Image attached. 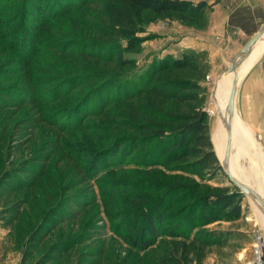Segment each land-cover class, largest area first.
<instances>
[{
	"label": "rangeland",
	"instance_id": "rangeland-1",
	"mask_svg": "<svg viewBox=\"0 0 264 264\" xmlns=\"http://www.w3.org/2000/svg\"><path fill=\"white\" fill-rule=\"evenodd\" d=\"M13 1L16 0H4L0 8L17 7L23 3V0ZM29 1L25 0L24 6ZM12 14L6 11L0 15V19L7 21ZM87 15L90 16L86 17ZM73 19L83 24L97 22L96 12L89 10L85 14L75 13L54 20L50 30L34 31L33 35L41 39L39 50L30 64L17 62L11 52L0 49V85L13 87L12 92L20 100L16 109L0 112V264H37L40 260H45L44 264L161 262L170 254L176 241L160 238L151 249L139 252L120 237V233L127 235V231H132L134 221L136 223L139 220L134 211L137 217L139 213L133 205L132 194H116L118 192H113L112 188L124 182L131 185L132 180L142 174L134 171L135 166H131V161L128 160L122 166L119 158L111 162L113 156L106 155L103 151L107 144L102 138L118 135L120 130L116 129L120 118L116 114L129 107L130 102L124 106L108 107L103 116L86 118L84 127L87 130L83 131H62L47 124V119L54 112L76 109L81 104V95L88 93L89 88H85L80 94L72 93L71 96L54 102L55 95L61 94L55 92L62 80L97 68L112 74L122 72L120 76H124L126 80L141 82L167 61L182 58L186 53L193 54V51L201 52L193 50V29L204 31L205 28L193 27V24L185 22L179 15L158 17L145 14L147 33L144 37H149V40L139 52L125 54L127 59L135 61V68L121 70L114 65H95L83 59L79 63L84 66H79L73 58H64L48 49L50 45L60 42L93 40L90 37L95 36L89 33L76 34ZM14 30L22 37L24 29L20 21L16 23ZM1 34L2 32L0 36ZM206 60V73L194 72L192 69L161 72L159 76L168 80L197 81L206 89L204 107L208 113L214 150L218 155L214 136L219 128V119L212 117L210 112L211 109L222 106L223 85H217L222 75L213 76L209 58L205 56L201 63ZM67 90L68 87H62L61 91L64 93ZM118 92L112 91V96ZM176 109L187 112L186 106L179 105ZM88 148L97 152L101 150L102 154L96 159L99 166L102 165V170L99 169L96 174L91 169L92 176L85 174L87 162L74 158L80 154V150ZM236 150L237 146L233 145L231 163L236 170L237 166L241 167L245 176H242V180H253L248 186L257 192L264 190V159L261 161L253 156L252 158L247 152L248 155L240 157L239 165ZM39 160L42 162H37ZM28 165L29 171L36 173L35 175L23 172L22 178L16 179L13 184L5 182L7 174L13 169H28ZM159 177L167 183L193 186L196 195H216L219 193L218 189H228L231 193L235 190L226 175H219L212 182H204L201 178L193 180L164 170ZM200 183H206V186L201 187ZM143 194L156 196L149 192ZM244 197L241 220L227 222L220 219L213 223L208 220L210 214L194 210L193 202L178 200L181 196L176 198L178 201L171 210L174 214L171 220L174 227L184 233V237H188V240L180 241L188 244L196 240L191 264H257L259 252L264 261V216L250 198L246 195ZM56 208L60 209L52 213ZM122 213L120 222H117V217ZM47 225L51 228H47ZM143 225L144 221H140L139 226ZM67 249L70 250L66 252Z\"/></svg>",
	"mask_w": 264,
	"mask_h": 264
},
{
	"label": "trees",
	"instance_id": "trees-1",
	"mask_svg": "<svg viewBox=\"0 0 264 264\" xmlns=\"http://www.w3.org/2000/svg\"><path fill=\"white\" fill-rule=\"evenodd\" d=\"M3 1L0 0V5ZM24 1L17 7L0 8V15L6 11L13 13L7 21L0 19V32H2L0 49L7 53L11 52L17 62L23 61L24 65L30 64L38 52L41 37H35L34 31L36 33L39 29L50 30L54 20L60 17L75 13L85 14L91 10L93 13L96 12L97 22L83 24L73 19L72 23L76 34L89 33L95 36L90 37L93 40L60 42L50 45L48 49L64 58H73L79 66H84L79 63L83 59L95 65H114L121 70L135 68V61L127 59L125 54L139 52L143 44L149 40V37H144L147 33L145 14L158 17L179 15L185 22L193 24V27L203 29L207 26V12L212 11L219 2V0L200 2L193 0H73L71 3V0H30L28 5L24 6ZM37 4L41 5L37 6ZM88 16L90 15L86 17ZM18 21L23 25L22 37L14 30ZM205 56L208 59L205 52L186 53L182 58L169 60L160 65L153 74L150 73L148 78L138 83L120 76L122 72L112 74L97 68L85 70L83 74L62 80L55 92V94L58 92L61 94L53 98L55 102L71 96L72 93L80 94L83 89L89 88L85 96L81 95V104L76 109L69 108L54 112L47 119V124L58 127L62 131H83V129L87 130V127H84L86 118L103 116L108 107L124 106L130 102L129 107L116 114V117L120 118L116 129L120 130L118 135L102 138L107 144L103 151L106 155L113 156L111 162L119 158L122 166L126 165L128 160L131 161V166H135L134 171L142 174L135 177L131 185L124 182L112 188L113 192H118L116 194H132L133 205L139 213L137 217L134 211L135 217L139 220H136V223L134 221L132 231H127V235L120 233V237L139 252L151 249L160 238L166 237L176 241L169 255H166L161 262L150 261V264H191L192 262L191 257L196 240L188 244L180 241V239L188 240V237H184V233H180L171 220L174 217L171 210L178 200L193 202L194 210H202L205 214H210L208 220L212 223L220 219L236 222L243 216L242 202L245 197L236 188L234 189L237 191L234 190L233 193L228 189H218L219 193L216 195H196L193 186L167 183L159 177L164 170L172 175L191 177L193 180L201 178L204 182H212L219 175L225 177L214 150L208 113L204 107L207 97L206 89L197 81L168 80L159 76L161 72L192 69L194 72L206 73L207 60L201 63ZM6 86L0 85V112L16 109L20 104L19 98L12 92L13 87ZM62 87H68V90L63 93ZM116 90L119 92L112 96V91ZM179 105L186 106L187 112H179L176 109ZM98 113L100 115H97ZM71 115H73L72 118H70ZM123 132L131 134H122ZM80 154L74 158L80 161L84 159L87 162L86 175L92 176L91 169L96 174L99 169L102 170V165L99 166L96 162L98 156L102 155L101 150L97 152L88 148L80 150ZM37 162L41 163L42 160ZM28 167V169L22 167L13 169L7 174L5 182L13 184L16 179L22 178L23 172L31 176L35 175L36 173L29 171V165ZM205 184L200 183L199 186L204 187ZM147 192L156 196L149 197L143 194ZM178 196L181 198L176 200ZM59 209H54L52 213ZM12 211L13 209L10 213ZM122 215L123 213L117 217V222H120ZM7 218L2 217V219ZM49 220L58 221V219ZM140 221H144L143 226H139ZM47 228L51 227L47 225ZM69 250L67 249L66 252ZM45 262L40 260L37 264Z\"/></svg>",
	"mask_w": 264,
	"mask_h": 264
},
{
	"label": "crops",
	"instance_id": "crops-1",
	"mask_svg": "<svg viewBox=\"0 0 264 264\" xmlns=\"http://www.w3.org/2000/svg\"><path fill=\"white\" fill-rule=\"evenodd\" d=\"M263 25L264 0H219L213 10L207 12L205 30L193 29V50L207 53L212 67L211 74L213 73L215 77L222 75L218 80L220 81L230 62L262 29ZM236 109V117L258 140V146L263 155L261 158L264 159V53L241 78ZM233 144L237 146L234 153L238 156L236 158L238 164L240 157L248 153L242 150L241 145L234 140ZM237 170L239 176L232 174L240 182L247 186L251 185L249 182L253 180L249 179V182L242 180V176H245L240 166H237ZM261 192L264 193V190L262 189ZM262 198L264 200V194Z\"/></svg>",
	"mask_w": 264,
	"mask_h": 264
},
{
	"label": "bare ground",
	"instance_id": "bare-ground-1",
	"mask_svg": "<svg viewBox=\"0 0 264 264\" xmlns=\"http://www.w3.org/2000/svg\"><path fill=\"white\" fill-rule=\"evenodd\" d=\"M263 53H264V36L257 43V45L254 47L252 55L248 58V60L245 62V65L241 68L242 71L240 70L239 77L242 78L243 75L247 72V70L252 65L255 64V62L259 59V57ZM241 78H240V81H241ZM233 80H234V74H230L227 78L223 77L220 81L217 82V85L219 83H221L223 85L222 106L211 109V112H210L212 117L219 119V128L217 130V133L214 136V138H215L214 143L216 145L217 152L219 153L217 156H219V159L221 161H223L224 154H225V148H226V133L223 129L222 120L225 119L228 115L227 114V104H228ZM214 97H215V94H214ZM233 127L235 128L234 134H233V140L238 142L241 145L242 150L244 148V151L248 152L249 155H251V157L253 156V157L263 161V159L261 158V157H263V155H262L261 149L258 146V140L256 138H254L253 133L251 131L247 130L246 129L247 127L245 128L244 124L236 117V113H235V116L233 119ZM232 152H233V150H232ZM231 157H232V154H231ZM235 165H236V163H235ZM230 169H231V172L233 174L238 175L236 167L232 163L230 164ZM235 178L237 179V177H235ZM241 183H243V182H241ZM257 193L262 198V195L264 193H262L261 191H259ZM250 199L253 202V204L255 205V207L257 208V210L261 213V215L264 216V209H263L262 205L258 202V200H256L255 198H252V197H250Z\"/></svg>",
	"mask_w": 264,
	"mask_h": 264
},
{
	"label": "water",
	"instance_id": "water-1",
	"mask_svg": "<svg viewBox=\"0 0 264 264\" xmlns=\"http://www.w3.org/2000/svg\"><path fill=\"white\" fill-rule=\"evenodd\" d=\"M264 36V25L262 29L244 46V48L240 51V53L230 62L229 67L224 72L223 77H227L230 74H234V80L227 104V117L222 120L223 129L226 133V148L223 161L219 159L217 156L223 171L227 178L229 179L230 183L239 190L242 194L246 195L248 198L252 197L258 200V202L262 205L264 209V200L261 196L249 186L241 183L239 180L235 178L232 174L230 169L231 164V154L233 150V134H234V127H233V119L236 113V105H237V97L239 92V85H240V77L239 72L241 68L245 65V62L248 58L252 55L254 47L257 43L263 38Z\"/></svg>",
	"mask_w": 264,
	"mask_h": 264
},
{
	"label": "built area",
	"instance_id": "built-area-1",
	"mask_svg": "<svg viewBox=\"0 0 264 264\" xmlns=\"http://www.w3.org/2000/svg\"><path fill=\"white\" fill-rule=\"evenodd\" d=\"M259 257H257L258 263L257 264H264L261 252L258 253Z\"/></svg>",
	"mask_w": 264,
	"mask_h": 264
}]
</instances>
